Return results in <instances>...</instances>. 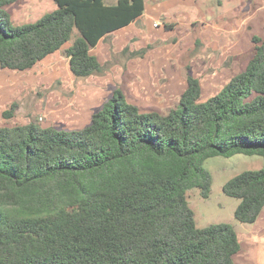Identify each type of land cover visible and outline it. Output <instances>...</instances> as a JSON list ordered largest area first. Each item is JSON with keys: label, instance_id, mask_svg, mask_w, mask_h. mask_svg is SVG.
Returning a JSON list of instances; mask_svg holds the SVG:
<instances>
[{"label": "trees", "instance_id": "1", "mask_svg": "<svg viewBox=\"0 0 264 264\" xmlns=\"http://www.w3.org/2000/svg\"><path fill=\"white\" fill-rule=\"evenodd\" d=\"M18 1L0 0V68H33L75 30L65 49L75 78L102 74L91 49L145 9L144 0H51L53 10L14 24L7 8ZM252 44L244 69L203 102L187 75L167 113L142 112L116 92L81 129L0 127V264H235L236 232L227 223L196 227L187 192L209 197L210 158L264 161V39ZM222 192L239 200L234 218L254 224L264 165L234 175Z\"/></svg>", "mask_w": 264, "mask_h": 264}, {"label": "rangeland", "instance_id": "2", "mask_svg": "<svg viewBox=\"0 0 264 264\" xmlns=\"http://www.w3.org/2000/svg\"><path fill=\"white\" fill-rule=\"evenodd\" d=\"M114 4L116 0H104ZM142 17L108 35L91 54L103 73L75 78L65 49L33 68H0V127H52L72 131L89 124L91 115L120 92L142 112L167 113L186 87V76L198 79L200 101L218 93L252 55V38L264 39V0H144ZM55 8L51 0H19L7 11L14 24L33 22ZM143 55H134L135 52ZM11 112V117L5 113ZM258 156L213 157L204 167L212 176L207 199L198 189L187 192L195 225L232 226L240 242L235 264H264V208L254 224L238 222L239 200L222 192L223 184L244 170L262 168Z\"/></svg>", "mask_w": 264, "mask_h": 264}, {"label": "crops", "instance_id": "3", "mask_svg": "<svg viewBox=\"0 0 264 264\" xmlns=\"http://www.w3.org/2000/svg\"><path fill=\"white\" fill-rule=\"evenodd\" d=\"M262 212H263V211H262ZM262 212H261V213H262ZM260 215H261V214H260ZM259 217H260V216H259ZM259 217H258V219H259ZM258 219H257V221H258ZM257 221H256V222H257ZM256 222H255V223H256Z\"/></svg>", "mask_w": 264, "mask_h": 264}]
</instances>
